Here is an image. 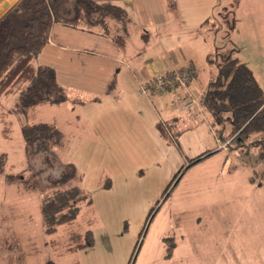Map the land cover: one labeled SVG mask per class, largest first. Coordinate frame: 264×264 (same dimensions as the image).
<instances>
[{"label": "rangeland", "instance_id": "obj_1", "mask_svg": "<svg viewBox=\"0 0 264 264\" xmlns=\"http://www.w3.org/2000/svg\"><path fill=\"white\" fill-rule=\"evenodd\" d=\"M212 1L201 26L198 16L185 18L179 32L180 0H159L161 11L149 4L148 12H138V29L148 24L157 30L135 38L138 56H150L156 65L168 60L193 65L196 75L188 91L199 99L218 74L208 55L216 47L235 46L264 93V0H241L239 12L240 0ZM74 5L66 1L70 14ZM226 10L238 19L234 31L225 22ZM42 55L50 62L49 52ZM141 62L131 66L139 76ZM152 83L146 85L149 95L138 91L136 98L128 97L131 111L124 99L116 104L111 99L110 112H99L107 108L103 99H90L83 89L70 90L81 96L77 102L45 103L28 114L16 109V95L0 98V264H264V187L258 185L264 177V143L219 147L221 126L211 124L209 111L185 110L178 89L153 91ZM3 114L11 123L10 138L2 135ZM173 118L179 131L170 127ZM39 123H54L63 140L56 149L29 158L23 127ZM159 124L172 133L160 136ZM216 147L217 152L193 163ZM61 165L75 171L63 184L57 182ZM10 176L15 181L9 182ZM24 182L38 188L28 189ZM74 185L92 203H80L72 223L47 234L44 194ZM87 230L95 244L68 251L70 235ZM167 237L175 240L170 257Z\"/></svg>", "mask_w": 264, "mask_h": 264}, {"label": "trees", "instance_id": "obj_2", "mask_svg": "<svg viewBox=\"0 0 264 264\" xmlns=\"http://www.w3.org/2000/svg\"><path fill=\"white\" fill-rule=\"evenodd\" d=\"M66 1L68 0H0V98L16 95V109L25 114L42 104L59 103L68 99L67 93L57 80L54 68L35 63V58L49 44L54 22H62L72 27L86 26L89 29L99 27L107 36L112 34L117 44L122 45L124 42V34L131 21L126 9L108 2L74 0V11L70 14V10L65 8ZM225 14L230 15H225L224 18L229 29L234 31L238 19L232 17L229 10ZM109 20L115 21L116 26L123 29L121 36H117L110 29ZM238 51L235 46H222L216 47L215 53L208 55V60L216 65L218 74L199 99H196L192 91H188L191 90V80L195 76L194 69L189 68L191 71L185 90H182V84L177 80L171 81L172 84L166 88L179 90L177 99L183 101L185 110L200 106L204 109L202 113L209 111L211 124L221 126L218 138L222 142L218 143L223 149L233 145L244 148L264 143V93L249 65L238 57ZM175 70H164L158 76L173 75ZM179 70L181 69L177 71ZM190 102L194 103L187 106ZM1 120L2 135L10 138L11 123L6 120V114L2 115ZM170 125L174 127L173 123ZM158 129L163 135L172 133L161 124ZM23 132L26 155L29 158L40 151L56 149L63 140L62 132L54 123L25 124ZM170 138L177 144L173 136ZM217 151L203 152L193 159V163ZM260 156L264 157V150ZM70 168L60 166L61 176L57 182L63 184L74 178L75 171ZM7 178L9 182L15 181L13 176ZM258 184L264 187V177ZM25 185L28 189L38 188L29 182ZM82 202L92 203L78 185L54 189L44 194L41 210L45 232L52 234L57 231L58 226L72 223L80 213L79 204ZM165 242L166 257H170L175 240L167 237ZM68 243V251H77L94 245L95 237L92 230L74 232Z\"/></svg>", "mask_w": 264, "mask_h": 264}, {"label": "crops", "instance_id": "obj_3", "mask_svg": "<svg viewBox=\"0 0 264 264\" xmlns=\"http://www.w3.org/2000/svg\"><path fill=\"white\" fill-rule=\"evenodd\" d=\"M96 1L112 3L127 10L131 21L127 26V32L124 34V42L122 45L114 41L112 34L107 36L99 27L89 29L86 26L72 27L62 22H54L49 35V44L39 54L41 56L39 64H47L55 69L57 80L67 93L68 99L77 102L81 96L75 95L70 90L83 89L82 92L89 95L90 99L95 97H101L103 99L102 104L107 108H99V112L109 113L112 102L116 104L118 99H124L125 105L131 111L134 105L129 102L130 99L128 97L130 95L134 97L137 95L139 83H142L148 88L154 74H163L165 71L175 69L191 68L194 69L196 75V70L193 65L176 66L174 62H170L169 60V64L166 63V66L160 62H157L156 65L154 59H151L150 56L146 58H140L138 56L139 52L135 38L138 35L143 38L145 35L155 34L157 30H154L148 24H140L141 29H138V22H136L135 18L138 17V12H148L149 4L153 5L154 11H161V8L158 6L160 5L159 0ZM242 2L241 0L239 1L237 6L238 12L241 10ZM213 4L214 2L212 0H180L177 13V20L179 21L177 26H180V29L177 31H183L181 28L185 22V18L198 16L197 25L201 26L207 19L206 17L210 15V8L213 7ZM166 11V8L162 9V18ZM180 13L182 16H180ZM170 16L169 19L175 17L172 13H170ZM116 24L115 21L109 20L110 29H113L117 36H121L123 29L121 30ZM169 42L172 41L169 40ZM44 51L49 52L50 62L47 60V55H42ZM137 60H142L139 67L140 76L131 67L132 65H136ZM158 64H160L159 67ZM163 65L165 71L161 68ZM84 67H86L85 70ZM155 71L158 72L155 73ZM80 78L82 80H79ZM81 81L85 83V85L81 84L83 87L78 83ZM74 84L79 85L81 88L74 87ZM146 85L149 86L147 87ZM190 88H193L192 84ZM147 100L150 102V97L147 96ZM202 108L197 106L195 110H201L202 112L204 110ZM176 122V118H173V129L179 131L178 122ZM103 132L106 131L103 130ZM159 134L161 136V132ZM219 147L214 148L215 150L213 151H217Z\"/></svg>", "mask_w": 264, "mask_h": 264}, {"label": "built area", "instance_id": "obj_4", "mask_svg": "<svg viewBox=\"0 0 264 264\" xmlns=\"http://www.w3.org/2000/svg\"><path fill=\"white\" fill-rule=\"evenodd\" d=\"M191 69L189 68H184L179 71L175 70L173 75H168L165 77L162 76H156L152 79V85L151 89L153 91H162L167 88V86L171 85L173 80H177L179 83L182 84V90H185L188 84V74ZM140 95H148V89L145 88L142 84H140V90H139ZM194 102H190L187 104V106L192 105Z\"/></svg>", "mask_w": 264, "mask_h": 264}]
</instances>
